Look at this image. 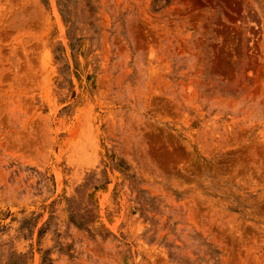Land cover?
I'll list each match as a JSON object with an SVG mask.
<instances>
[{"label": "rangeland", "instance_id": "rangeland-1", "mask_svg": "<svg viewBox=\"0 0 264 264\" xmlns=\"http://www.w3.org/2000/svg\"><path fill=\"white\" fill-rule=\"evenodd\" d=\"M0 264H264V0H0Z\"/></svg>", "mask_w": 264, "mask_h": 264}]
</instances>
